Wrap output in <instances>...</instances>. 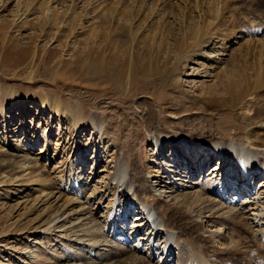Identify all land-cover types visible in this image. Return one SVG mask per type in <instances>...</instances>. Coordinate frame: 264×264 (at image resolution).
I'll list each match as a JSON object with an SVG mask.
<instances>
[{
    "label": "rangeland",
    "instance_id": "rangeland-1",
    "mask_svg": "<svg viewBox=\"0 0 264 264\" xmlns=\"http://www.w3.org/2000/svg\"><path fill=\"white\" fill-rule=\"evenodd\" d=\"M243 29L247 35L227 41ZM263 49L264 0H0V264L92 263L84 252L85 261L62 258L63 253L74 257L87 245L78 238L76 220L63 214L82 205L96 220L108 216L109 232L119 224L120 230L129 228L124 232H131L133 222L141 224L142 201L132 190L119 198L113 189L121 161H128L127 175L138 167L130 158L135 153L143 156L150 184L177 188L175 194L191 192L180 183L189 186L194 179L176 180L174 173L166 179L154 164L159 158L153 156L150 127L200 145L208 138L243 140L247 128L264 119V93L261 100L229 104L218 78L222 73L208 61L224 51L221 65L251 67ZM98 61L102 69L93 65ZM200 68L212 75H189ZM257 109L263 117L250 118ZM171 149L176 150L169 146L165 154ZM217 157L226 159L222 151ZM222 160L214 167L220 169ZM260 180L253 182L259 186ZM71 196L78 199L65 209L61 204ZM166 200L174 202L171 196ZM127 211L128 221L118 224ZM86 216L83 223L91 215ZM178 227L172 264L179 258V232L193 233L195 239L223 235L215 239L221 248L232 239L223 225L207 222L194 232ZM197 242L192 244L203 246ZM241 246L251 250L253 245L243 240ZM224 256L220 264H238L236 254Z\"/></svg>",
    "mask_w": 264,
    "mask_h": 264
},
{
    "label": "bare ground",
    "instance_id": "bare-ground-1",
    "mask_svg": "<svg viewBox=\"0 0 264 264\" xmlns=\"http://www.w3.org/2000/svg\"><path fill=\"white\" fill-rule=\"evenodd\" d=\"M247 34L246 30L243 29L229 35L226 39H228L227 41H234L243 38ZM199 45L201 44L199 43ZM206 55L209 56V54ZM217 55H219V57L215 56L213 57L214 59L208 62H211L213 67L220 69L218 72L219 75L222 73L218 78L227 95L226 101H228L229 104H237L239 101H242V99L261 100L258 97L259 95L261 97L264 93V49L260 53L259 63L246 68H241L239 67L240 65H221L224 63V58L221 56L227 54L224 51L221 54L219 51ZM93 65H96L95 67L97 68L100 66L98 69H102L104 66L101 61ZM146 66L147 65H133L134 68H146ZM98 69L95 71L98 72ZM117 72H119V74H116L115 80L119 81L120 84L123 68L120 67ZM203 72L201 68L200 71L195 69L194 72L192 71L189 75H212V72ZM189 75L188 73L185 74V76ZM175 79L176 81H180V75ZM263 97L264 96H262V98ZM259 113L261 112L257 109L250 118L259 117ZM25 114L26 113H23L22 115ZM261 114L263 117V113ZM99 130L102 132V127L99 128ZM150 132L152 134V141H154L156 145H154L156 151H154L153 156L159 158L155 160L154 164H156V167L160 169L162 173H167V175L163 174L166 175L163 177L170 179L171 175L169 174L174 173L175 175L173 177H176V180L185 178L188 181V179H194L189 186L185 183H180V185H184L185 188H191L192 190L195 189V191L190 189L191 192H177L179 194H175L177 188L161 189L156 186H160V183L150 184L148 176L144 173L146 164L145 161H143V156L140 153L133 154L130 158L138 162V167L136 166L134 169L132 167L133 174L130 169L128 175L132 174L136 176L138 183L132 181L126 174L128 161L124 160V162L121 161L118 165L117 178H115L117 182L113 189L115 193L118 192L119 198L125 195V193H129L131 190L132 194L137 195L143 203L140 208L142 211L141 213L139 212L143 216L140 218L142 223L133 224V222V226L131 224L132 228L130 227L133 231L124 232V230L126 231L129 228L120 230L121 227L119 222L128 221V214L131 213L127 211L123 216L122 213H119L122 217L120 216L121 220H118V227H116V229L111 227L113 230L111 229L109 232L106 231L109 220L108 216H106L103 222L96 220L93 218L94 216L92 217L93 212L91 213L88 206L82 205L79 210L73 208L69 214L64 211L63 214L66 215L65 218L73 217L74 219H72L74 221L76 220V222L80 220V222H75V224L72 225L76 227L74 228L77 229V232H81V234L78 235V238L81 239V243L85 242L87 245L84 244L85 247H79L80 251L77 250L78 252L74 257L69 253H63L62 258L72 257L77 260V258L80 259L82 256L81 254H83L82 252H84V254H89V256L86 258V256L83 255L82 257L92 260L90 264H99L105 259L111 260L118 254L130 253V255L124 257L119 262H113V264H172L171 262L174 259V256H172L174 254L172 240L177 230L181 229L178 225L184 226L186 231H193L194 228L204 227L208 222L209 225L211 224L212 226L223 225L226 227V231H231V242L221 248L218 246L215 239L223 235L203 234V236L200 232L198 234H201L203 237L201 236V238L198 237L199 239H195L194 235H192L193 233H190L189 236L186 231V233L179 232L178 238L181 239V245L178 248L179 258L177 264H220L218 260L225 258L226 256L224 255L226 252L236 254L238 264H264V213L261 212V214H259L260 210H262H259V208H262V205L264 207V139L261 137L264 133V119H261L260 122L257 121L255 126L252 127L251 125L250 128H247L246 136L243 140L217 141L213 138H208L206 139V143L202 145H200V141L198 142L188 137L183 140L176 136L159 132L153 127H150ZM97 135H99V133ZM103 135L104 134L100 135V140L103 139ZM161 146L163 147L160 153L159 149ZM169 146L176 148V150L174 149L173 151L171 149V151L165 154ZM221 151L224 153L226 159L222 160L217 157ZM161 155L164 157H158ZM133 160L132 162L134 163ZM220 160H222L221 168L219 169L218 165L214 167V164H216V162L220 163ZM212 161L213 164H211ZM230 167L232 169V174L229 173L231 172ZM159 172L158 174L161 173ZM253 179H261L258 181L260 182L259 186L256 184L257 181L253 182ZM79 181L78 183L82 184L80 183L82 181ZM161 181L163 182L164 179ZM78 183L74 184V186L77 187ZM79 190L81 189H77L76 192ZM170 196L174 202L166 200V197ZM77 199L78 197H68L61 205H64L66 209L70 205H74ZM121 202L123 203V201ZM1 203L3 204L4 201ZM255 209L258 210V214L256 215L251 213V210L254 211ZM167 211L169 213H167ZM117 212L118 211L115 213ZM89 214L91 216L88 221L83 223V221L86 220L83 217ZM244 232L247 234L245 235ZM127 234L129 235L128 237H126ZM241 234L243 237H241ZM137 235H139V237L136 239ZM132 236H135L134 240H132ZM243 240L252 243L253 246L251 250L249 248H247L249 251H246L247 249L244 250V248L241 249V241ZM194 241H198L197 243L200 245H205V248H202L203 246L196 247V245L192 244ZM77 245L79 244L77 243ZM161 245H164V247L161 248ZM216 245L219 248H217ZM156 256H160V259L154 263L153 260ZM254 257H257L256 262L252 261ZM228 263L229 262L226 261V263L223 264Z\"/></svg>",
    "mask_w": 264,
    "mask_h": 264
}]
</instances>
